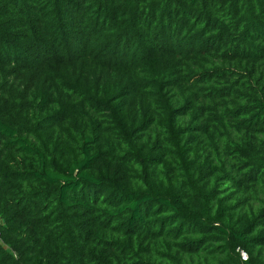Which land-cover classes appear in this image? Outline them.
Segmentation results:
<instances>
[{"label":"trees","instance_id":"1","mask_svg":"<svg viewBox=\"0 0 264 264\" xmlns=\"http://www.w3.org/2000/svg\"><path fill=\"white\" fill-rule=\"evenodd\" d=\"M0 264H264V0H0Z\"/></svg>","mask_w":264,"mask_h":264},{"label":"built area","instance_id":"2","mask_svg":"<svg viewBox=\"0 0 264 264\" xmlns=\"http://www.w3.org/2000/svg\"><path fill=\"white\" fill-rule=\"evenodd\" d=\"M241 255H242V257H244V256H245V254H244V252H243V251H241Z\"/></svg>","mask_w":264,"mask_h":264}]
</instances>
